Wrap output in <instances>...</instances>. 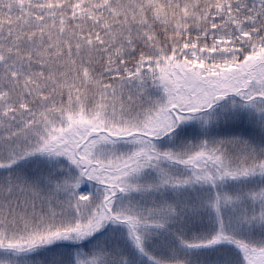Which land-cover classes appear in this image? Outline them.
<instances>
[{
  "label": "snow or ice",
  "instance_id": "obj_1",
  "mask_svg": "<svg viewBox=\"0 0 264 264\" xmlns=\"http://www.w3.org/2000/svg\"><path fill=\"white\" fill-rule=\"evenodd\" d=\"M0 264H264V0H0Z\"/></svg>",
  "mask_w": 264,
  "mask_h": 264
}]
</instances>
